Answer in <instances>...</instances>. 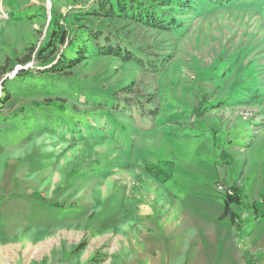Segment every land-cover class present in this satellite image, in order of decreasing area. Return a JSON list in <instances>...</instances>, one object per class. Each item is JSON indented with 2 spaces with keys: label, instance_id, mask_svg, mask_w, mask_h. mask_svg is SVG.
Wrapping results in <instances>:
<instances>
[{
  "label": "rangeland",
  "instance_id": "rangeland-1",
  "mask_svg": "<svg viewBox=\"0 0 264 264\" xmlns=\"http://www.w3.org/2000/svg\"><path fill=\"white\" fill-rule=\"evenodd\" d=\"M127 1L0 0V264H257L264 8Z\"/></svg>",
  "mask_w": 264,
  "mask_h": 264
},
{
  "label": "trees",
  "instance_id": "trees-1",
  "mask_svg": "<svg viewBox=\"0 0 264 264\" xmlns=\"http://www.w3.org/2000/svg\"><path fill=\"white\" fill-rule=\"evenodd\" d=\"M140 1V0H139ZM137 0H129L127 3H125V6L123 7H117L115 6L114 9L118 8V13H121L124 16H129L135 20H137L140 23H144L145 25H157L161 29L168 30L169 25L175 26L174 21L169 20V16H166L167 14L162 12H157L158 9L161 8L162 5H152L149 3L139 2ZM182 1V0H180ZM200 2V4H203L207 7H220V6H230L234 3L242 6V7H249L254 9H262L264 8V0H194ZM111 4V3H110ZM171 3H169L170 5ZM109 5V3H108ZM153 6H155L153 8ZM110 7V5H109ZM162 9V8H161ZM158 23H157V22ZM100 36V33L97 32L96 39ZM96 45L98 46L99 50L103 52L104 54L111 53V51H115L109 44H102L100 45L98 42H96ZM105 45V46H104ZM119 54H121V50L118 51V48H115ZM124 58H131L132 54L125 53L123 55Z\"/></svg>",
  "mask_w": 264,
  "mask_h": 264
},
{
  "label": "crops",
  "instance_id": "crops-1",
  "mask_svg": "<svg viewBox=\"0 0 264 264\" xmlns=\"http://www.w3.org/2000/svg\"><path fill=\"white\" fill-rule=\"evenodd\" d=\"M257 264H264V255L259 256V258L257 259Z\"/></svg>",
  "mask_w": 264,
  "mask_h": 264
}]
</instances>
